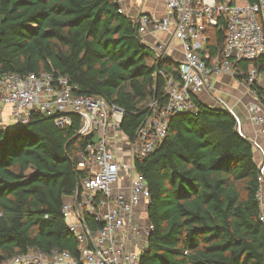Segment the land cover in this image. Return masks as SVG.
Returning <instances> with one entry per match:
<instances>
[{
  "label": "trees",
  "instance_id": "1",
  "mask_svg": "<svg viewBox=\"0 0 264 264\" xmlns=\"http://www.w3.org/2000/svg\"><path fill=\"white\" fill-rule=\"evenodd\" d=\"M118 8L116 0H0V75L68 76L80 92L123 108L121 129L134 137L154 112L151 103L168 100L158 71L178 79V63L160 62L143 41L137 12ZM211 35L215 56L225 33L215 27ZM253 63L264 70V56L241 65ZM193 100L194 109L169 118L156 149L136 158L154 227L140 264H264L254 147L232 113ZM72 118L66 126L41 113L14 129L0 123V264L35 249L80 257L63 208L87 174L78 162L91 139L79 134L80 116ZM84 219L93 233L102 227L90 214Z\"/></svg>",
  "mask_w": 264,
  "mask_h": 264
},
{
  "label": "built area",
  "instance_id": "2",
  "mask_svg": "<svg viewBox=\"0 0 264 264\" xmlns=\"http://www.w3.org/2000/svg\"><path fill=\"white\" fill-rule=\"evenodd\" d=\"M146 1L116 3L119 13L133 17L137 12L143 41L160 62L174 60L170 58L173 40L181 43V57L174 60L178 63V79L158 71L167 78L168 100L160 106L156 100L151 103L154 112L134 137H128L121 129L123 108L101 95L80 92L68 76L55 71L0 75V114L9 108L24 125L34 114L41 113L53 117L59 126L72 124V116L78 115L79 134L91 139L78 162V168L87 173L79 187V201L73 197L63 208L69 230L78 240L80 257H73L67 250L35 249L3 264H140L154 227L147 217L151 191L145 177L137 171L136 158L154 151L168 133L169 118L194 109L193 98L205 92L213 97L211 106L232 113L237 131L254 147L259 169L260 221L264 224V142L247 137L238 114L223 96L216 95L213 87V80L224 76L242 83L256 98L249 105V115L264 137V70L254 63L248 68L241 65L264 56V0H159L167 13L163 18L144 12L142 4ZM215 27L224 30L225 38L222 51L211 56L208 49ZM158 32L168 33L169 39L146 41V35ZM85 214L102 227L93 233Z\"/></svg>",
  "mask_w": 264,
  "mask_h": 264
},
{
  "label": "crops",
  "instance_id": "3",
  "mask_svg": "<svg viewBox=\"0 0 264 264\" xmlns=\"http://www.w3.org/2000/svg\"><path fill=\"white\" fill-rule=\"evenodd\" d=\"M142 7L144 12L154 14L158 18H163L167 14L164 3L159 0H147L146 3L142 4ZM145 39L149 43L158 40H168L169 34L166 32H158L154 35H146ZM180 46V41H172V50L170 51V58L177 60L181 57V54L179 52ZM213 87L216 90V95L223 96L225 100L228 101L230 106L234 109V111L238 114L243 123V128L247 137H256L261 142H264V137L259 131L260 127L251 120L249 115V105L256 102V98L253 97L249 90L242 83L236 81L235 79L229 76L214 79ZM199 98L203 102L211 106L210 101H213V97L208 92L201 94ZM0 120L4 122L1 117ZM71 199L72 197H68L66 200L70 201Z\"/></svg>",
  "mask_w": 264,
  "mask_h": 264
},
{
  "label": "rangeland",
  "instance_id": "4",
  "mask_svg": "<svg viewBox=\"0 0 264 264\" xmlns=\"http://www.w3.org/2000/svg\"><path fill=\"white\" fill-rule=\"evenodd\" d=\"M237 3H239L237 1ZM174 43V42H173ZM175 44V43H174ZM0 117L4 120L3 124L13 129L14 127H19L21 123H19L13 116L9 108H5L4 111L0 114ZM146 216V215H145Z\"/></svg>",
  "mask_w": 264,
  "mask_h": 264
},
{
  "label": "water",
  "instance_id": "5",
  "mask_svg": "<svg viewBox=\"0 0 264 264\" xmlns=\"http://www.w3.org/2000/svg\"><path fill=\"white\" fill-rule=\"evenodd\" d=\"M20 126H22V125H20ZM20 126H19V127H20ZM14 128H18V127H14ZM14 128H13V129H14ZM8 129H10V128H8ZM247 139H248V138H247ZM248 140H249V139H248ZM79 196H80V190H79V188H78L77 193H76V196H75V197H76V202H77V203H78V201H79Z\"/></svg>",
  "mask_w": 264,
  "mask_h": 264
}]
</instances>
